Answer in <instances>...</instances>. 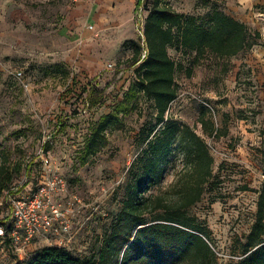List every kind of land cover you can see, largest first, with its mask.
Wrapping results in <instances>:
<instances>
[{
  "label": "rangeland",
  "instance_id": "374dc122",
  "mask_svg": "<svg viewBox=\"0 0 264 264\" xmlns=\"http://www.w3.org/2000/svg\"><path fill=\"white\" fill-rule=\"evenodd\" d=\"M145 1L0 0V162L6 158L9 167H21L11 192L0 198V220L11 225L9 198L30 195L44 177L65 182L64 190L51 197L61 208L54 220L59 232L39 233L21 253L3 233L0 264H27L39 249L52 245L76 257L89 256L112 223L128 169L145 147L142 139L149 131L153 138L160 126L152 101L137 88L132 63L131 42L141 44L136 23ZM162 2L199 21L215 8L238 15L252 32L263 35L264 46V0ZM168 52L182 68L175 73L178 95L166 120L191 127L214 157L213 176L189 208L207 231L205 239L214 253L203 264H236L264 186V96L247 66L255 63L246 53L206 55L193 64L192 54L176 46ZM124 100L127 107L106 130L105 146L82 163L91 128ZM202 111L219 135L203 133ZM43 139H49L47 166L37 156ZM181 168V155L175 151L164 179L149 192L167 188Z\"/></svg>",
  "mask_w": 264,
  "mask_h": 264
},
{
  "label": "trees",
  "instance_id": "16d2710c",
  "mask_svg": "<svg viewBox=\"0 0 264 264\" xmlns=\"http://www.w3.org/2000/svg\"><path fill=\"white\" fill-rule=\"evenodd\" d=\"M143 9L144 46L131 42L132 63L136 65L137 88L152 101L159 129L153 138L149 131L142 139L145 147L128 169L120 207L95 253L76 257L56 245L44 246L27 264H180L186 260L203 264L214 256L205 239L207 231L189 214L213 176L214 157L203 137L191 127L166 120L165 113L178 95L175 73L182 68L168 48L176 46L192 54V62L197 64L206 55L230 58L246 53L261 43V35L217 8L203 21L174 10L162 0H146ZM186 73L190 77L192 68ZM126 107L124 100L95 122L81 151L82 163L105 146L106 130L116 125ZM199 122L204 134L219 135L205 111ZM175 151L181 155L180 173L167 188L150 193L164 179L168 158ZM6 163V158L0 162V198L5 191L11 192L21 170L19 164L9 167ZM0 228L8 235L11 225L0 220ZM241 254L236 264H264V186L258 191L255 220Z\"/></svg>",
  "mask_w": 264,
  "mask_h": 264
},
{
  "label": "built area",
  "instance_id": "2783aa9c",
  "mask_svg": "<svg viewBox=\"0 0 264 264\" xmlns=\"http://www.w3.org/2000/svg\"><path fill=\"white\" fill-rule=\"evenodd\" d=\"M142 10L143 7H140L136 27L142 39L141 44L144 46V17H142ZM145 53L146 50L143 49L142 57L145 56ZM111 67L112 64L110 63L105 68L110 69ZM17 74L21 75V72H17ZM204 104L207 105L206 103ZM48 140L43 139L37 151V156L44 166L49 165L48 156L45 153L46 143L49 142ZM64 188L65 182L63 179L58 177H44L30 195L21 198H9L12 224L8 232V237L17 252L21 253L31 239L39 233L47 231L59 232L54 226V220L58 219L61 215V208L60 205L53 203L51 197L53 193L63 191ZM2 234L3 230L0 229V235Z\"/></svg>",
  "mask_w": 264,
  "mask_h": 264
},
{
  "label": "crops",
  "instance_id": "0c3cea01",
  "mask_svg": "<svg viewBox=\"0 0 264 264\" xmlns=\"http://www.w3.org/2000/svg\"><path fill=\"white\" fill-rule=\"evenodd\" d=\"M235 18L244 21V19H242L238 15L235 16ZM261 37H263L262 34ZM247 54L249 55V57H252L251 61L253 60V63H255V66H253L252 64L247 65L250 70L252 81L254 80V85L256 87L259 85V90L262 96H264V46H262V44H258L251 50L246 52V55ZM245 118V116L240 117V119L246 120Z\"/></svg>",
  "mask_w": 264,
  "mask_h": 264
}]
</instances>
